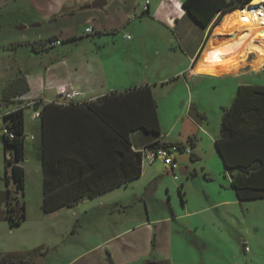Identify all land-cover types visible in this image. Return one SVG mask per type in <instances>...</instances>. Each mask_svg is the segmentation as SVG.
I'll return each mask as SVG.
<instances>
[{"label": "crops", "instance_id": "crops-1", "mask_svg": "<svg viewBox=\"0 0 264 264\" xmlns=\"http://www.w3.org/2000/svg\"><path fill=\"white\" fill-rule=\"evenodd\" d=\"M76 1L87 9L96 0ZM106 1L107 5L111 2ZM184 1L175 0L166 7L165 19L178 46L173 44L175 39L172 38L165 42L162 53L158 50V56L163 55L170 66V73L165 72L163 78L158 77L166 67L159 68L149 56L146 59L138 54L142 43L147 40V31L140 28L133 38L124 34L121 39L120 28L112 29L111 33H118L112 38L113 47L118 46V50L111 53L110 58H105L100 48L106 45L98 42L110 32L104 26H97L93 33L96 37L92 38L93 34H73L62 39V46L71 44L73 49L62 52L60 62H41L42 70L49 75V82L39 86L36 97L28 98L34 87L26 78L30 91L15 98V106L3 104L7 109L0 113V246L5 241L1 231H6V224L10 225L6 219L8 189L26 205V219L21 226L31 224L32 219L35 221V231L44 237L46 249L43 250L47 254L63 250L65 258L72 249L68 238L82 233L88 235L89 221H98L95 230L104 231L109 236L96 246L73 245L75 251L81 253L73 261L120 236H129L136 227L161 221L152 220L149 205L155 190L158 192L160 188V184L157 185L161 180V168L157 166L160 159L143 164L140 176L136 177L140 166L124 142L126 138L134 148L140 149L158 138L181 144L191 150L188 155L193 162L207 156L214 160L216 150L228 184L235 191L237 201L243 203L233 188V179L219 152L217 140L222 135L224 111L231 108L240 87L262 86L252 79L264 73V66L254 67L259 60V55L254 53L246 65L203 61L216 27L204 29L199 26L186 13ZM66 5L58 16L70 10ZM89 38L96 44L97 51L79 48ZM49 39L59 40L57 34ZM120 39L124 41L122 45ZM41 45L32 48L37 53L48 51ZM227 64L231 65L225 66ZM54 68L58 73L51 75ZM62 87L68 91L77 90L79 95L72 99L61 97L59 90ZM219 89L226 92V99L219 95ZM204 96L210 97L221 111L219 130H209L201 123L210 121L209 112L202 105ZM35 101L42 102L34 106ZM153 101L157 104V118L152 114ZM19 108L23 109L25 119V155L21 166L25 170L26 184L23 193L15 194L13 180L10 179L7 187L4 179L9 151L3 142L2 117ZM144 125L150 130H158L160 136L142 129ZM164 166V175L174 176L169 167ZM179 169L181 172L188 170L180 166ZM210 177L212 175L207 173L206 178ZM45 204L51 212H45ZM142 206L148 216L138 220L136 212L138 208L142 210ZM112 228L117 232H112ZM3 255L7 253L0 252V256ZM149 262L155 263L146 258L143 264Z\"/></svg>", "mask_w": 264, "mask_h": 264}, {"label": "rangeland", "instance_id": "rangeland-1", "mask_svg": "<svg viewBox=\"0 0 264 264\" xmlns=\"http://www.w3.org/2000/svg\"><path fill=\"white\" fill-rule=\"evenodd\" d=\"M166 1L111 0L104 8L84 9L82 3L76 0H0V113L7 109L3 107V94L12 81L26 77L34 87L28 98L36 97L39 86L49 82V75L42 70L41 62H60L62 52L73 49V45L62 46V42V47L45 53L33 50V46L47 42L55 34L59 40L73 34L87 36L86 28L104 26L110 33L98 44L106 45L100 50L105 58H110L111 53L118 50V46L113 47L112 40L118 33H111L112 29L120 28L122 39L124 34L133 38L141 28L147 31V40L142 43L138 54L146 59L149 56L159 68L166 67L158 78L166 76L167 72L170 73V66L163 55L158 56V50L162 53L165 42L175 39L165 19L166 7L175 0ZM65 5L70 10L58 16ZM68 11L74 12L70 14ZM90 39L83 41L79 48L97 51L96 44ZM121 39L120 45L124 42ZM173 44L178 46L176 39ZM261 45L264 46L263 41ZM251 55L245 60L241 59L239 64L246 65ZM54 73H58L56 68L50 74ZM252 80L264 86V73ZM218 93L226 99L225 91L219 89ZM202 105L210 118L209 123L201 122L203 126L209 130H219L221 111L217 109V104L204 96ZM214 153V160L207 156L198 162H193L187 153L176 154L179 166L188 168L185 172L177 171L178 181L173 175L165 176L163 161H157V166L161 168V180L157 183L160 188L158 192L155 190L149 205L152 220L161 221L151 226L136 227L129 236H120L73 261L81 254L75 251L73 245L96 246L109 236L104 231L95 230L98 221H89L88 235L82 233L68 238L72 249L66 251L64 258L63 250L48 254L43 250L46 249L43 246L45 239L36 233L32 219L31 224L28 222L20 227L5 225L6 231H1L5 241L0 246V252L24 255L27 264H64L68 260L73 261L72 264H143L146 258L155 263L165 260L171 264H264V199L243 203L237 201L235 191L224 174L222 161L216 150ZM207 173L212 175L210 179L206 178ZM136 214L138 220L148 216L143 206L142 210L138 208ZM114 230L111 229L117 232ZM11 249L15 251L11 252Z\"/></svg>", "mask_w": 264, "mask_h": 264}, {"label": "trees", "instance_id": "trees-1", "mask_svg": "<svg viewBox=\"0 0 264 264\" xmlns=\"http://www.w3.org/2000/svg\"><path fill=\"white\" fill-rule=\"evenodd\" d=\"M251 1L186 0L183 3V8L199 26L207 29L209 27H217L228 12L245 7ZM53 41L54 39H49L47 42L42 43L41 47H46L47 50L53 49L47 47V44ZM35 47L33 46V48ZM20 81L22 83L19 86L17 84ZM29 91L30 85L26 77H20L5 88L3 104L8 107L15 106V98ZM41 102L35 101L32 105L37 106ZM152 114L157 118V104L155 101H153L152 105ZM2 121V131L7 128L14 134L13 139L5 133L3 135L5 148L9 151V158L6 159L7 171L4 179L7 187L10 185V179L13 180L16 187L15 194L23 193L26 184L25 170L21 166L25 155V119L23 109L19 108L3 115ZM141 128L154 133L157 137L160 136L158 130H150L147 125L141 126ZM221 133V138L217 140V146L226 168L231 173L233 188L236 190L239 200L245 202L264 199V86L240 87L231 108L224 111ZM124 142L137 158L140 168L136 177H139L144 164L143 155L139 151L140 148H134L131 145L129 139H124ZM172 145L183 147L181 144L167 143L158 138L141 149ZM6 197L8 200L6 219L12 228L19 227L26 219V205L13 196L9 189L6 192ZM44 210L47 213L51 212L46 204L44 205ZM27 263L25 256L21 254L0 256V264ZM157 264L170 263L164 261Z\"/></svg>", "mask_w": 264, "mask_h": 264}, {"label": "bare ground", "instance_id": "bare-ground-1", "mask_svg": "<svg viewBox=\"0 0 264 264\" xmlns=\"http://www.w3.org/2000/svg\"><path fill=\"white\" fill-rule=\"evenodd\" d=\"M262 1L253 0V3L258 4ZM258 40L259 43L256 42ZM251 41L252 44H249ZM261 41L264 42V18L250 12L248 8H237L228 12L221 24L216 27L205 49L203 61L239 64L241 59L254 53L259 55V60L254 66L258 69L264 65V46L261 45Z\"/></svg>", "mask_w": 264, "mask_h": 264}, {"label": "built area", "instance_id": "built-area-1", "mask_svg": "<svg viewBox=\"0 0 264 264\" xmlns=\"http://www.w3.org/2000/svg\"><path fill=\"white\" fill-rule=\"evenodd\" d=\"M245 8H248L250 12L258 14L259 17L264 18V0L258 4H254L252 2L248 3ZM94 29L89 28L87 29V34H93ZM62 45L61 40H55L52 43L47 44V47L50 48H56ZM59 94L61 97H64L66 99H72L73 97H76L79 95V92L77 90L72 89L71 91H68L64 87H62L59 90ZM34 104V103H33ZM3 118V117H2ZM3 132L10 136L11 139L14 138V134L11 133L7 128L3 130ZM143 155V163H150L155 160L160 159L163 161V163L169 167L170 171L174 174V178L176 181L179 180V177L177 176L176 170L179 169V163L176 157V154H182L187 153L191 154L190 149H186L185 147H179L178 145H172V146H156L154 148H144L139 150Z\"/></svg>", "mask_w": 264, "mask_h": 264}, {"label": "water", "instance_id": "water-1", "mask_svg": "<svg viewBox=\"0 0 264 264\" xmlns=\"http://www.w3.org/2000/svg\"><path fill=\"white\" fill-rule=\"evenodd\" d=\"M251 2H253V0ZM106 5H107L106 0H96L92 4L87 6V9H99V8L105 7ZM242 8H244V7H242ZM152 264H157V263H152Z\"/></svg>", "mask_w": 264, "mask_h": 264}]
</instances>
